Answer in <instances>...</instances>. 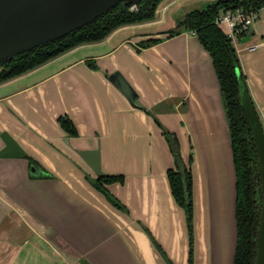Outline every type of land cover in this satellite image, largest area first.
I'll list each match as a JSON object with an SVG mask.
<instances>
[{
	"label": "crops",
	"instance_id": "obj_1",
	"mask_svg": "<svg viewBox=\"0 0 264 264\" xmlns=\"http://www.w3.org/2000/svg\"><path fill=\"white\" fill-rule=\"evenodd\" d=\"M199 1L170 0L161 13ZM170 14L121 26L0 82V133L25 152L0 157V264H168L158 246L172 264H189L185 212L166 174L172 154L156 121L108 79L116 71L177 135L183 158L192 153L193 264H232L236 176L218 79L196 35L167 37L177 23ZM150 23L153 31H134ZM150 38L161 40L139 45ZM232 43L264 133V6ZM91 149L102 174L123 177L105 187L124 210L86 179L97 174L77 151Z\"/></svg>",
	"mask_w": 264,
	"mask_h": 264
},
{
	"label": "trees",
	"instance_id": "obj_2",
	"mask_svg": "<svg viewBox=\"0 0 264 264\" xmlns=\"http://www.w3.org/2000/svg\"><path fill=\"white\" fill-rule=\"evenodd\" d=\"M162 0H141L138 7L130 11L129 7L119 2L94 21L71 33L47 42L15 58L0 63V82H4L34 69L50 59L84 43L98 42L112 31L124 25L152 21L155 11ZM264 6V0H216L204 8L188 11L174 28L165 32L167 37L190 31L196 35L200 44L208 51L218 79L219 93L224 115L230 134L231 150L236 176L235 221L237 238L232 264H253L255 257L254 238L258 226L256 212V188L258 179L255 175L256 151L250 129L241 109V86L246 87L241 71L237 51L229 37L215 22L219 13L242 8L246 12H258ZM159 38L139 41L141 47H148L159 42ZM152 112V111H151ZM153 113V112H152ZM154 114V113H153ZM58 122L70 136L77 135L73 122L66 116H59ZM163 135L173 157V166L166 171L172 196L184 209L189 240L188 263L193 264V197L192 173L190 165L193 157L189 154L185 160L180 151L177 135L169 131L159 121ZM30 164L38 163L30 160ZM44 176H50L44 173ZM90 184L100 191L116 208L124 210L122 204L107 190L106 184L122 182L121 175L101 174L95 177L86 175ZM158 251L168 264H172L158 246ZM80 264H85L80 262Z\"/></svg>",
	"mask_w": 264,
	"mask_h": 264
},
{
	"label": "water",
	"instance_id": "obj_3",
	"mask_svg": "<svg viewBox=\"0 0 264 264\" xmlns=\"http://www.w3.org/2000/svg\"><path fill=\"white\" fill-rule=\"evenodd\" d=\"M140 1L0 0V63L81 28L119 2H123L130 11H133L138 7ZM108 79L126 96L133 107L145 110L157 123V117L140 103L137 92L119 72L111 73ZM240 89L241 109L250 129L257 157L255 175L258 185L255 205L258 226L254 238L253 264H264V133L246 87L242 85ZM0 137L4 141V146L0 149V157L25 156L23 149L10 134L2 131ZM77 152L95 174H102L98 149L78 150ZM36 170L35 167H32L31 172Z\"/></svg>",
	"mask_w": 264,
	"mask_h": 264
},
{
	"label": "built area",
	"instance_id": "obj_4",
	"mask_svg": "<svg viewBox=\"0 0 264 264\" xmlns=\"http://www.w3.org/2000/svg\"><path fill=\"white\" fill-rule=\"evenodd\" d=\"M256 17L257 12H246L242 8H236L219 13L215 22L232 39L235 33L246 31Z\"/></svg>",
	"mask_w": 264,
	"mask_h": 264
},
{
	"label": "rangeland",
	"instance_id": "obj_5",
	"mask_svg": "<svg viewBox=\"0 0 264 264\" xmlns=\"http://www.w3.org/2000/svg\"><path fill=\"white\" fill-rule=\"evenodd\" d=\"M168 1L170 0H162L158 6V10L156 11V14H155V17L154 18H158L160 16L162 17H168V14H170V16L174 19H176L177 22L181 21L186 12L194 9V8H204L206 4L210 3V2H213V1H216V0H200L198 3H196L195 5H190V4H187V5H184L182 7L179 8L178 4H173L171 7H168V9H164V11L161 13V8H162V5L167 3ZM175 9V10H174ZM172 11V12H171ZM155 25L156 24H144L142 25L141 27H138V28H135L134 31L136 32H151L155 29ZM160 25V24H158ZM162 26V25H160ZM123 33V32H122Z\"/></svg>",
	"mask_w": 264,
	"mask_h": 264
}]
</instances>
